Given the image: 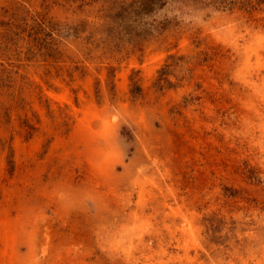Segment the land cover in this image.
Wrapping results in <instances>:
<instances>
[{"label":"rangeland","instance_id":"rangeland-1","mask_svg":"<svg viewBox=\"0 0 264 264\" xmlns=\"http://www.w3.org/2000/svg\"><path fill=\"white\" fill-rule=\"evenodd\" d=\"M139 1L0 0V264H264V0Z\"/></svg>","mask_w":264,"mask_h":264},{"label":"trees","instance_id":"trees-1","mask_svg":"<svg viewBox=\"0 0 264 264\" xmlns=\"http://www.w3.org/2000/svg\"><path fill=\"white\" fill-rule=\"evenodd\" d=\"M168 2V0H140L139 1V13H150L155 9L162 7ZM253 0H208L202 2L203 7H213L216 9L225 8L227 10L240 6V8H256L252 5ZM169 23L163 24L161 28H166Z\"/></svg>","mask_w":264,"mask_h":264},{"label":"bare ground","instance_id":"bare-ground-1","mask_svg":"<svg viewBox=\"0 0 264 264\" xmlns=\"http://www.w3.org/2000/svg\"><path fill=\"white\" fill-rule=\"evenodd\" d=\"M196 244V243H195ZM197 257V256H196ZM197 260V259H196Z\"/></svg>","mask_w":264,"mask_h":264}]
</instances>
